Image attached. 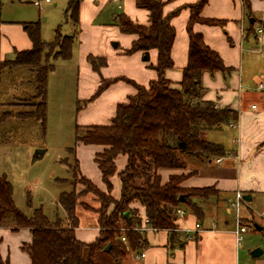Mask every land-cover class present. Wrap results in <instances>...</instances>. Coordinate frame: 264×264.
<instances>
[{"label":"trees","instance_id":"1","mask_svg":"<svg viewBox=\"0 0 264 264\" xmlns=\"http://www.w3.org/2000/svg\"><path fill=\"white\" fill-rule=\"evenodd\" d=\"M79 2L69 0L66 8V22L74 28L71 36L61 35L60 29L54 33L51 43L41 38L38 22L24 23L23 28L30 42L28 50L15 52L13 60L0 62V75L4 70L27 67L34 75L31 105L35 109L30 113L0 114V122L12 117L35 118L41 123L45 119V100L48 75L54 70L52 59L69 60L72 54L76 28L79 25ZM138 9L148 12V25L132 22L124 14L118 15L114 21L123 35L134 36L129 49L124 54L132 55L141 52L148 61L150 51H156V63L150 65L157 78L148 87L130 83L135 94L128 101L116 105L114 116L109 124L76 126V141L84 146L100 148L94 155V163L101 175V182L106 192L100 191L89 180L78 178V162L75 160L73 176L84 190L76 194L62 193L58 203L66 214V223L60 220L50 222L40 211L27 218L14 206L12 188L5 178L0 176V226L10 227L12 232L26 229L30 233V241L21 248L29 257V264H96L94 255L110 246L108 257L114 261L122 259L129 248L141 252L147 246V239L139 231L143 209L146 227L152 230L168 231L169 257L172 251L183 243L177 232L175 209L181 206L178 198L183 196V205L196 217L202 220L203 213L193 203L194 198L208 199L213 188L182 189L180 183L187 175L170 176L167 182L161 183L160 169L184 168L187 159L194 160L198 167L209 166L214 159L226 155L223 146L204 141V131L219 129L235 124L238 113L229 108H218L211 101H204L202 74L214 76L220 73L229 78L234 71L226 67L219 54L211 50L200 33H193L194 23L208 26L224 24V21L203 19L200 17L207 0H200L189 7L190 17L188 31V57L179 83H172L165 78V72L173 67L170 57L175 39V31L170 20L175 12L164 16L163 2L159 0H134ZM250 1L242 0L246 16H250ZM52 50L55 52L51 54ZM87 62L95 72L106 66V59L92 55ZM115 81L103 79L88 102L100 96ZM38 101V104H36ZM7 105V103H6ZM28 115V116H27ZM119 156L126 157V164L119 172L120 196L113 199L111 178L116 172L115 161ZM90 194L100 203L97 226L98 235L93 243H83L76 239L75 230L78 225L76 208L81 195ZM106 201L113 205L107 214L104 211ZM127 214V218L124 215ZM255 229V228H254ZM256 230V229H255ZM122 238L124 241H122ZM185 239V238H184ZM0 264H10L0 257Z\"/></svg>","mask_w":264,"mask_h":264},{"label":"crops","instance_id":"2","mask_svg":"<svg viewBox=\"0 0 264 264\" xmlns=\"http://www.w3.org/2000/svg\"><path fill=\"white\" fill-rule=\"evenodd\" d=\"M159 1L165 3L163 7L164 16L170 15L173 12L176 13L170 20L175 31V39L170 52L173 67L167 70L164 75L166 79L176 84L182 79L183 69L187 64L189 7L200 0ZM249 1L251 18L246 16L242 0H207V3L199 14L200 17L203 19L224 21L223 27L208 26L199 23L192 25L193 33L202 34L205 44L219 54L224 65L234 70L233 73L236 71L232 67L236 64L234 63L236 59L235 51L241 55V51L245 48V45H248L246 50L250 54L264 52V0ZM18 2L20 3L21 1L18 0ZM17 5L15 6L13 1H11V7H14L13 18L5 17L6 15L3 14V11L0 12V62L13 60L15 52L28 50L32 46L23 28L24 23L31 22L18 17L23 15L21 12L19 14V11L17 14ZM113 6H117V10H120V12L108 11ZM78 14L79 25L76 28L80 43L78 52V75L82 80L83 77H90L93 73L90 64L87 62V56L92 55V52L89 53L84 48L85 32H93L94 34V31H109L108 28L111 26L118 32L116 39L127 36L125 37L127 40L123 42L122 55L124 56V51L130 48L135 38L134 36L120 33L114 23L116 17L124 14L134 23L144 26L148 25V12L138 9L134 0H80ZM245 21L248 22L246 26ZM72 29L74 30L73 26ZM258 30L262 32L258 33ZM116 46L118 47V45ZM94 56L104 58L105 54L101 52L97 55L95 53ZM125 56L127 57V60H124L125 63L136 67L142 73L144 71L145 83H142L143 87H148L149 83L157 78L156 73L149 67L156 63V51L152 50L149 52L148 61L143 58L144 55L141 52ZM232 56L234 59L233 62H231ZM240 65L241 63L238 67ZM107 66L106 64L104 68L100 69V75L104 74L103 77H107ZM19 68L21 67L15 68V72ZM6 71L7 73L5 75L8 78L11 74L15 73ZM2 73L0 75V84L2 83L4 75ZM81 79L80 83H82ZM222 80L225 82L227 79L220 73H216L213 77L206 72L202 74L201 81L204 88L203 100L213 102L218 108L227 106L235 110L238 113V120L235 124H231L233 128L222 127L204 131L201 138L204 141L223 146L226 155L222 158L214 159L207 167H198L194 160L187 159L184 168L160 169L158 171L161 183L167 182L170 176L187 175L180 183V188H213L215 194L206 200L203 198H194L192 200L202 210L203 217L201 221H198L185 205L178 207L185 211V215L183 217H176L175 222L177 232L182 236L184 241L172 251L173 256L171 258L169 257L170 251L168 248V231L150 230L146 228L143 209L139 208L141 218L139 231L145 235L147 239L146 247L148 249L146 252L136 253L144 254L142 259H148V263L146 264H156L155 262L158 259L160 260L159 264H238V242L234 236V230L236 216L240 219L241 209L239 208L238 212H235V221L231 222L228 220V215H226V206L228 207L230 205L234 207L232 202L236 193L241 194L242 197H249V203L253 202L256 198H264V90L257 89L258 84L264 81H255L257 82L256 87L251 86L250 89L244 88L241 91H237V88H234V86L224 87L225 85L222 84ZM238 81L240 82L239 78ZM5 83L6 89H10L11 82L6 81ZM98 84L100 83H97V85L94 84L89 93L86 94L87 97L85 98L87 99L85 101L87 103L82 107L85 108L83 109V114L94 111L99 105V99L104 95L122 91L120 90L121 86H119L121 83H114L96 99L88 102V99L93 95L94 87L97 89ZM2 87L0 85V109L1 106H8L3 101L4 97L6 96L8 98V96L5 88L2 90ZM124 93L128 94L126 95L128 98L133 96L135 91ZM118 99L119 101H117ZM115 101L116 103L112 108L113 114L108 117V122L84 124L80 116L78 123L83 125L79 126L109 124L111 118L114 116L116 105L126 102L121 97ZM227 134H232L229 140H227ZM89 147L93 149L94 153L100 150V148L95 146ZM119 157H122L124 159L123 164H126V157ZM218 160L220 161L218 162ZM99 177L101 179L100 172ZM101 191L106 192V188H103ZM85 196L87 194L81 195L79 200ZM94 201L93 206L95 210L98 202H96L95 198ZM80 207L84 211H88L82 206ZM218 216L222 220L220 224H217L216 221ZM195 225H198L199 229H196ZM95 229L99 231L97 225ZM75 237L80 242L84 241L82 237L80 238L76 234ZM29 241L30 237L27 242ZM13 264H28V261L24 259L21 262H13Z\"/></svg>","mask_w":264,"mask_h":264},{"label":"rangeland","instance_id":"3","mask_svg":"<svg viewBox=\"0 0 264 264\" xmlns=\"http://www.w3.org/2000/svg\"><path fill=\"white\" fill-rule=\"evenodd\" d=\"M11 1L16 7L18 16L25 21L38 22L41 29V38L44 42L51 43L54 39V33L60 29L61 35L71 36L72 26L70 22H66V8L69 0H50L49 4H44L39 10L34 7L28 0H0V12L3 11L5 17H14V7H11ZM120 8V6H118ZM110 12L119 13L116 7L108 9ZM110 14V13H109ZM248 22L245 21V26ZM196 24V23H194ZM223 27L222 25H216ZM109 31L100 30L99 32H85V49L92 56L97 53L105 54L107 66V77L95 72L92 67V75L90 77L79 78L78 68V52L79 39L76 34L73 42L72 54L69 60L58 59L53 60L52 64L55 70L48 75L47 92L45 100V119L44 122L30 117H12L10 120L2 121L0 126V176H5L12 188L13 203L15 208L25 217H33L35 211H40L50 222L60 220L62 225L66 223V214L58 203V198L62 193L76 194L84 190V187L77 183V179L73 176L75 160L78 162V178L80 176L89 180L100 191L105 188L99 177V171L93 161L94 152L89 146L81 145L76 141V126L83 125L78 123L81 120L84 124H96L98 122H108V117L113 114V106L116 99L121 97L124 101H128L124 92H134V87L127 83L131 81L133 84L143 85L145 83L144 71L140 72L124 62L127 60L126 54L123 56L124 40L122 36L116 39L117 30L109 26ZM101 32V35H100ZM115 45H118V47ZM241 51V55L235 51L236 59L231 57V62L236 63L232 66L236 71L231 73L230 77L222 84L224 87L237 88V91L250 87H256L255 81H264V52L250 54L246 48ZM55 50L51 52L53 53ZM125 52V51H124ZM124 54V53H123ZM233 55V53H231ZM128 56V55H127ZM6 62V61H5ZM241 65L238 67V65ZM13 68L9 70L15 72ZM239 69V70H238ZM9 78L6 70L3 75L2 90L5 88L8 98L4 97L7 107L1 106L0 114L11 112V114H25L32 112L35 108L31 107L35 101L31 100L33 95L34 75L28 71L27 67L17 69ZM239 71V72H238ZM17 74V75H16ZM236 76V77H235ZM110 78L111 81L118 80L121 83L119 93L106 94L99 99V105L94 111L83 114V105L87 103L86 94L90 89L100 83L103 79ZM237 78V79H236ZM238 78L240 82L238 81ZM80 79L82 83H80ZM10 83V89H6L5 82ZM113 83V84H114ZM99 85V84H98ZM112 85V84H111ZM110 85V86H111ZM94 93L97 89L94 87ZM106 90V89H105ZM102 90L101 94L105 91ZM134 90V91H133ZM119 101V99L117 100ZM38 104V101H36ZM80 111V112H79ZM86 111V110H85ZM80 114H79V113ZM28 116V115H27ZM230 128V126H226ZM233 134V133H232ZM227 134V140L232 137ZM42 150L44 154L41 158L35 159L37 151ZM124 159L119 157L116 161V172L111 178L112 191L107 195L117 199L120 196V179L119 172L124 168ZM123 165V166H122ZM105 190V189H104ZM209 197L215 193L209 191ZM103 210L107 214L113 209V205L106 201ZM112 198V199H113ZM79 200V199H78ZM97 202V201H96ZM79 203L90 206L91 210L84 211L80 206L76 208V216L78 219V230L75 234L84 240L83 243H93L98 230L97 225L98 214L95 210H99L100 203H97L94 210V197L92 195L85 196ZM235 198L232 202L233 206ZM183 206V204H181ZM229 205V204H228ZM240 221L241 225L247 227L249 232L242 235L241 242L238 243V264H264V198H256L248 204L240 205ZM235 206H226V215L228 220L235 221ZM217 224L222 222L220 216L216 219ZM263 227L262 231L254 229V225ZM89 229V230H85ZM142 233V232H141ZM30 233L26 229L12 232L10 227L0 226V257L7 259L10 264L13 262H21L22 260L30 263L29 257L21 248L23 244L28 243ZM145 247L141 252H146ZM254 250H261L262 256L252 258L251 253ZM129 248L126 255L118 261L112 260L107 254L98 251L94 255L96 264H146L148 259L139 258L136 253ZM140 252V253H141ZM156 264L160 263L158 259Z\"/></svg>","mask_w":264,"mask_h":264},{"label":"built area","instance_id":"4","mask_svg":"<svg viewBox=\"0 0 264 264\" xmlns=\"http://www.w3.org/2000/svg\"><path fill=\"white\" fill-rule=\"evenodd\" d=\"M29 1L34 7H37L38 9H41L44 4H49L50 3V0H29ZM261 32H262L261 30H258V33H261ZM257 89L258 90H264V82H260L258 84V86H257ZM230 127L233 128V125H230ZM219 161L220 160H218V162ZM242 203H244L243 197L241 196V194L236 193V195H235V203H234L236 212H238V210L240 208V205ZM174 214H175L176 217H183L185 215V211L183 209H181V208H176ZM144 224L145 225L147 224V220H144ZM146 228L150 229L149 227H146ZM195 228L199 229V226L195 225ZM150 230H152V229H150ZM247 232H249V229L247 227L241 225V221H240L239 217L236 216L235 230H234V236L236 238V241L238 243L241 242L242 235L246 234ZM122 241H124L123 238H122ZM138 257L143 258L144 254H139Z\"/></svg>","mask_w":264,"mask_h":264},{"label":"water","instance_id":"5","mask_svg":"<svg viewBox=\"0 0 264 264\" xmlns=\"http://www.w3.org/2000/svg\"><path fill=\"white\" fill-rule=\"evenodd\" d=\"M115 47H116V45H115ZM43 154H44V151H42V150L37 151L36 156L33 158V161H34L35 159L41 158V157L43 156ZM178 201H179V203L184 204L185 199H184L183 196H180V197L178 198ZM243 201H244V202H249V201H250V198L247 197V196H245V197H243ZM124 217L127 218V214H125ZM254 228H255L257 231H262V230H263L262 227H260V226H258V225H256V224L254 225ZM109 249H110V246L108 245V246H106V247L104 248V252H108ZM262 254H263V252H262L261 250H254V251L251 253V257L256 259V258H259L260 256H262Z\"/></svg>","mask_w":264,"mask_h":264}]
</instances>
